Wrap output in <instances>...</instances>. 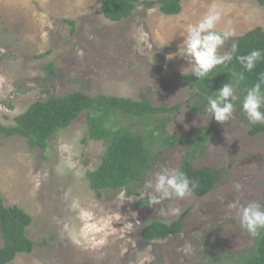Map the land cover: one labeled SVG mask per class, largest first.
<instances>
[{
	"label": "rangeland",
	"instance_id": "rangeland-1",
	"mask_svg": "<svg viewBox=\"0 0 264 264\" xmlns=\"http://www.w3.org/2000/svg\"><path fill=\"white\" fill-rule=\"evenodd\" d=\"M213 3L224 10L217 29L235 30L221 52L231 51L235 38L248 31L264 29V7L257 0H181L177 15L139 4L121 22L103 15L101 0H0V124L14 125L33 102L71 91L182 104L169 131L187 136L197 127L211 128L207 154L195 166L214 168L222 176L204 197L192 193L153 208L146 198L135 199L144 186L138 195L97 194L90 188L87 172L99 166L105 146L87 139L85 114L55 134L46 149L0 132V194L7 206L30 214L27 235L35 241L32 253L18 254L9 264H218L219 258L234 264L230 259L253 245L255 236L228 205L237 199L264 204V133L250 135L240 106L243 96L238 95L235 118L224 124L210 118L207 108L188 107L194 92L179 77L191 73L178 53L180 33ZM66 19L74 21L73 30ZM50 64L53 79L45 69ZM183 156L181 146L167 150L146 181L161 168H178ZM236 184L242 185L240 191ZM169 205L188 211L183 233L144 240L145 224L180 216L161 218L158 209Z\"/></svg>",
	"mask_w": 264,
	"mask_h": 264
},
{
	"label": "trees",
	"instance_id": "trees-1",
	"mask_svg": "<svg viewBox=\"0 0 264 264\" xmlns=\"http://www.w3.org/2000/svg\"><path fill=\"white\" fill-rule=\"evenodd\" d=\"M257 2L264 7V0ZM139 4L147 10L158 8L165 15H177L182 10L181 0H101V11L107 19L121 22L131 17ZM65 22L74 29L72 19H66ZM234 43L237 50L227 67L218 66L203 80H198L192 72L179 75L180 79L189 83L194 92L185 103L188 107L202 112L207 108L208 96L218 92L228 82L236 84L233 73L244 75V80L236 87L237 95L240 96H244L246 90L264 74V58L250 72L236 59L253 49L264 52V29L254 28L235 38ZM49 53L41 54L38 58ZM45 69L53 79L56 75L55 66L50 64ZM181 107L182 104L155 105L146 96L134 100L105 94L89 96L82 91H71L33 102L15 117L14 125L0 124V132L7 138H26L31 148L46 149L55 134L67 130L85 114L87 139L102 142L105 146L99 166L87 172L90 188L97 194H102L105 190H124L129 195H138L147 175L161 162L163 153L181 146L184 156L178 168L196 182L192 193L204 197L222 179L221 173L214 168L195 166L196 161L207 154L213 130L209 127H197L187 136L171 133L169 126L172 114H177ZM249 133L252 136L264 133V124L251 125ZM187 213L185 210L171 222H148L142 229V238L157 241L182 234ZM32 220L30 214L20 206H7L0 194V231L3 238L0 264H9L18 254L33 252L35 241L27 235ZM230 260L234 264H264V230L255 236L249 249L239 252ZM222 261L223 258H219L217 263L226 264Z\"/></svg>",
	"mask_w": 264,
	"mask_h": 264
},
{
	"label": "clouds",
	"instance_id": "clouds-1",
	"mask_svg": "<svg viewBox=\"0 0 264 264\" xmlns=\"http://www.w3.org/2000/svg\"><path fill=\"white\" fill-rule=\"evenodd\" d=\"M223 16V8L213 3L197 22L187 24L180 33L183 41L179 45L178 53L191 65L192 75L198 80L207 78L218 66L227 67L237 50V45L233 43L231 51L221 52L225 42L235 36V30L231 27L217 29ZM262 58L264 52L260 49H253L246 55L236 57L240 65L249 72ZM233 75L236 77V84L228 82L218 92L206 98L207 113L210 118L221 124L235 118L236 102L240 99L236 87L244 80V75ZM240 106L249 124H264V74H261L257 83L246 90ZM195 187L196 182L179 168H161L153 173L152 179L145 181L144 191L135 199L146 198L147 204L156 208L166 200H183L192 194ZM235 187L240 191L242 185L236 184ZM132 199L127 197L128 201ZM228 208L236 213L241 227L250 235L258 236L260 231L264 230V204L260 201L241 203L237 199L230 203ZM180 213L181 209L177 206L169 205L158 209L159 216L165 219L178 217ZM188 250L189 246H185V251Z\"/></svg>",
	"mask_w": 264,
	"mask_h": 264
}]
</instances>
